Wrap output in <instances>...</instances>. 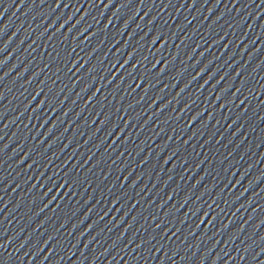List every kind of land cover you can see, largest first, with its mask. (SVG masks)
<instances>
[{"label":"water","instance_id":"water-1","mask_svg":"<svg viewBox=\"0 0 264 264\" xmlns=\"http://www.w3.org/2000/svg\"><path fill=\"white\" fill-rule=\"evenodd\" d=\"M0 163L143 264H264V0H0Z\"/></svg>","mask_w":264,"mask_h":264}]
</instances>
